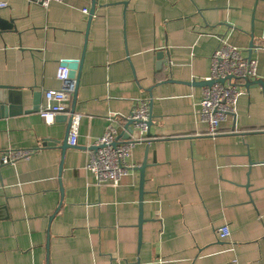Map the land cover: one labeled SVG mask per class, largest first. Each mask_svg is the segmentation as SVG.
Here are the masks:
<instances>
[{"label":"crops","instance_id":"crops-1","mask_svg":"<svg viewBox=\"0 0 264 264\" xmlns=\"http://www.w3.org/2000/svg\"><path fill=\"white\" fill-rule=\"evenodd\" d=\"M1 2L0 86L24 96L0 116V264H264V85L239 83L215 136L197 113L220 39L251 54L250 80L264 81V0H97L90 21L93 0ZM81 57L80 133L63 155L67 123L39 110L61 88L58 68ZM140 99L151 137L117 188L99 186L89 152L110 127L126 141ZM18 149L34 153L2 164Z\"/></svg>","mask_w":264,"mask_h":264},{"label":"built area","instance_id":"built-area-1","mask_svg":"<svg viewBox=\"0 0 264 264\" xmlns=\"http://www.w3.org/2000/svg\"><path fill=\"white\" fill-rule=\"evenodd\" d=\"M35 1L44 8H48L53 2H63V0ZM6 6V3H0V8ZM84 13H88V10L85 9ZM219 41V46L212 57L211 75L207 79L213 83L203 88L200 109L197 112L200 120L208 125L210 136L217 135L222 123L236 114L238 101L246 93L240 88L239 83L246 79H255L258 75L257 60L244 57L239 48L224 40ZM68 72L67 67H59L56 76L61 83V88L44 92L45 103L39 112L47 124L53 123L58 115H69L75 83L69 79ZM149 115L148 102L140 99L136 108L126 118L134 121L138 136L119 142L116 138V130L110 127L102 137L95 141L94 149L89 152L87 170L93 174L97 185L109 184L117 188L122 179L134 168L128 159L134 147L146 140L143 135L149 130ZM81 119V115L73 114L68 137L69 146L77 144ZM33 153L34 151L23 149L8 150L2 155L1 162L4 165H14L20 160L30 158ZM217 232L220 239H227L231 235L227 226L218 228Z\"/></svg>","mask_w":264,"mask_h":264},{"label":"water","instance_id":"water-1","mask_svg":"<svg viewBox=\"0 0 264 264\" xmlns=\"http://www.w3.org/2000/svg\"><path fill=\"white\" fill-rule=\"evenodd\" d=\"M97 0H93V7L90 11V17H89V21L91 19V17L94 15V12H95V9H96V6H97ZM4 27H9V25L7 24V22L3 19L0 18V28H4ZM254 47V44H251L250 45V48L248 50V53H250L252 51ZM158 58L159 59H162L164 57L163 53L162 52H159L158 54ZM82 59L80 61H73V62H69V63H64L63 66L67 67L69 72H68V76H69V79L71 81H73L75 83V87H74V91H73V97H72V101H71V104H70V108H69V115L67 114H61V115H58L56 117L57 118H61L62 120H64L66 123H67V135L64 139V141H62L60 143V147H61V150L63 151V155L65 154V151L70 149L71 147H75V146H69L68 145V137H69V132H70V125H71V122H72V117H73V114L76 113L75 111V107H76V101H77V90H78V87H79V82H80V73L82 71V68H83V65H84V58L81 57ZM248 58H251V54L248 56ZM246 82L249 83H258L260 84L261 86L264 85V81L262 80H258V81H251L250 79H246ZM213 83V81H205L203 82L202 84L204 86H210L211 84ZM221 83H224V81H221ZM33 95V99H34V103H35V109H37L36 105H38V102H39V98H40V94L37 93V92H34L32 93ZM24 96L22 91L19 90V89H12V88H8V87H4V86H0V116L4 117L7 115V112H6V108H5V104L6 103H9V104H13L15 102V100H17L18 102H20V97ZM126 129L128 130V135L126 137V140H129L130 139V135H133V133H136L137 130H136V127H134V121L132 120H126ZM150 125H151V121L148 122V126L150 128ZM146 137L147 138H150L151 137V134H150V131L148 130V132L146 133ZM146 141V140H144ZM55 145V143H49L47 142V144L45 146H48V147H53ZM149 166L148 162L144 161V163L142 164V167H140L138 170H139V173H140V191H139V197H140V209H142V205H143V202H144V197H143V194H144V184H145V180H144V172L146 170V168ZM250 185V184H249ZM249 185H247L249 187ZM143 219L141 217L140 219V222H139V229L141 228V226L143 225Z\"/></svg>","mask_w":264,"mask_h":264}]
</instances>
